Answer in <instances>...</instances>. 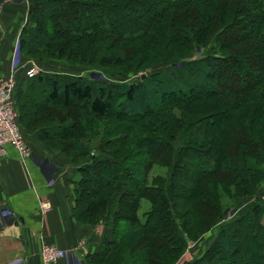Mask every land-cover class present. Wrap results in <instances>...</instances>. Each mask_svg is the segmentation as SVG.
I'll list each match as a JSON object with an SVG mask.
<instances>
[{
	"label": "trees",
	"instance_id": "trees-1",
	"mask_svg": "<svg viewBox=\"0 0 264 264\" xmlns=\"http://www.w3.org/2000/svg\"><path fill=\"white\" fill-rule=\"evenodd\" d=\"M40 1L39 7L36 0H28L33 25L27 18L20 34L21 47L27 54L52 47L44 31L45 26H51L52 32L63 35L64 40L54 49L81 63L94 61L98 42L110 56L105 59L109 66H116V60L133 62L140 53L143 55L132 66L134 69L152 63L155 56L165 62L164 70L117 87L99 82L96 88L84 77H71L65 82L50 76L32 78L45 88L41 100L30 103L33 110L59 104L72 118L67 126L64 121L57 126L48 123L47 129L37 127L34 132L37 136L44 134L40 136L47 141L44 143L68 155L78 167L81 178L76 182L74 211L78 221L92 225L102 222L111 231L112 240L102 246L99 264H176L189 247L182 236H191L184 230L188 226L184 220L187 211L180 212L179 201H175L180 199L193 204L197 235L209 231L216 220L221 225L210 249L189 264H206L213 254L222 259L224 252L235 254L239 248L244 257L249 255V260L264 264V225L260 220L264 201L257 200L250 213L229 222L223 219L228 209L214 206L206 189V185L231 186L235 197L253 196L258 193V182L264 181V0ZM4 2L0 0V5ZM54 4L81 5V22L66 27L60 24L62 29L55 32L50 10ZM103 6L113 10L115 19L101 16ZM141 6L143 24L139 26L131 28L133 21L118 14V10L127 8L136 12ZM95 17L99 24L91 23ZM119 26L123 29L118 30ZM148 28L149 40L137 45L134 52L138 55L131 52L129 44ZM230 32H235L234 36ZM159 39L158 46L153 41ZM174 44L180 51L199 48L202 56L172 61L169 46ZM254 45L263 49L261 53L248 56L244 70L231 69L236 81L242 74L246 77L240 88L228 84L225 78H211L217 68L227 71L232 65L229 62L242 65V57L254 54ZM243 53L245 56H241ZM115 93L119 101L110 103ZM175 108L180 111L179 117L172 113ZM29 114L22 117H28L26 122L31 125L38 117ZM112 117L118 124L104 131L102 149L95 152L81 140L85 133L82 125L93 127L94 120ZM92 135L99 133L94 131ZM176 140L179 144L174 147ZM187 161H192L195 178L185 184L183 192H176V178ZM157 163L167 169L166 178L157 176L153 185H160L147 186L144 172ZM104 168L108 173L97 182L95 172ZM95 183L97 188L92 192ZM91 192L95 199L87 202L86 195ZM163 195L170 196L171 202H166ZM143 199L153 208L139 217L138 202ZM247 243L258 252L263 249L262 255H252ZM226 264L238 263L231 260Z\"/></svg>",
	"mask_w": 264,
	"mask_h": 264
},
{
	"label": "rangeland",
	"instance_id": "rangeland-1",
	"mask_svg": "<svg viewBox=\"0 0 264 264\" xmlns=\"http://www.w3.org/2000/svg\"><path fill=\"white\" fill-rule=\"evenodd\" d=\"M4 4V3H3ZM41 1L36 0V5L40 7ZM66 5L64 4H54L50 6V10L52 12L51 20L54 26L55 32H59L60 29H62L59 25L66 27L70 26L72 23H80L82 19V14H79L82 12L81 5L78 6L76 4L68 6L66 9ZM140 10L138 11H132L128 10L129 8L125 10H118L119 15H123L120 17H123L122 19L124 20H131L133 21V24H129V26L132 28V25L139 26L140 24H143V20L141 17L142 9L144 6H141ZM155 8V7H154ZM66 9V10H65ZM99 9V8H98ZM103 10L105 11L104 13H101L102 17H106L108 20L109 19H115V15L113 10L108 9L106 6H103ZM66 12V13H65ZM27 16H25V22L27 21V18H29V13L28 9L26 11ZM153 14V12H152ZM36 15H39L38 13ZM31 23L29 25H33L32 19ZM92 24H99L100 20L95 17L94 19L91 20ZM40 26V24H39ZM45 26V25H44ZM41 28V26H40ZM123 27L119 26L118 30H122ZM148 32H145L144 35L138 36L139 39L137 41H134L133 43L129 44L131 46V52L135 54H139L134 50L136 49L137 45L139 44H144V41H148L150 38V32L151 29ZM45 33L49 36L52 47H50L46 51H39L37 54H27L25 52V47L19 48V51L22 56L21 59H18L17 61H14L16 65H14L13 71L11 73L14 76L15 80V87L13 89L11 99H13L14 105H15V111L18 113L19 117V127L21 128V134L23 141L26 142V144L29 147L28 142L30 143L32 140H36L39 142H43L41 137H43L44 134H41L40 136H37V133L34 132V128L36 129L37 127H43L42 129H47L45 127L46 124L52 123L53 126L59 125L60 122L65 123V126L69 125L72 122V118L70 115H67L69 113L68 110H65L61 108V105L56 104L54 107H42L40 106L39 108H36L33 110V107L31 106L32 104L30 103H37L41 100V96L45 90L43 84H38L37 83V78L35 79H26L25 75H27V72L29 71L30 68L38 70V74L35 76H50V77H55L56 79L63 80V82L68 81L69 78L71 77H84L87 81L91 82L94 84V87H99L100 85L98 84L101 82L102 86H113L117 87L120 85H123L128 82H136L138 81L142 76L145 77L146 75H151L154 74L157 71L164 70L165 68V62L164 60L160 59L159 56H155V59L153 60L152 63H148L143 65L142 67L133 68L132 66L135 65V62L139 60V58L143 54H139L140 56L136 57V59L132 62H123L121 60H116V66H109L105 64V59L110 58L109 54L107 51L105 53L103 50L105 49L104 44L98 42V48L99 52H96L94 55V58L92 60H86L82 61V63L75 59L73 57H68L67 54L64 55L61 52H57V49H54L56 45L62 44L64 42L63 35L58 36L54 32H52L51 26L44 28ZM232 36H234L235 32H230ZM229 35V33H226ZM224 33V35H226ZM226 35V36H227ZM113 37H110V39ZM108 39V38H106ZM111 42V40H110ZM155 42L158 46L161 44V40L159 39L158 41H153ZM117 43V42H116ZM66 47L69 45L67 42ZM112 45V44H110ZM72 46V45H71ZM121 44H119V47ZM169 49L172 51V57L171 60H178L182 57L185 59H196L198 57H201L200 52L202 51L201 49L197 48L196 51L192 50H182L180 51L178 49L177 45H170ZM254 54L252 55H246V57H242L244 62H241L242 65L235 66V64L229 62L231 67L226 71H222V69H216L215 74H212L211 78L212 79H217L218 81H221V79L225 78L228 84L234 85L236 88H240L243 84L246 82V77L242 74L240 79L238 81L235 80L233 73H231V69L237 68L238 72L243 69L244 67L247 66V63L245 61L254 56L257 57L259 53H261V50H263L260 47H257L254 45ZM178 49V51H175ZM60 53V54H59ZM246 53L241 54V56H245ZM67 55V56H65ZM101 56H104L106 58L101 59ZM250 56V57H248ZM241 58V59H242ZM21 61V64H20ZM123 65H122V64ZM256 65H260L259 61L255 60ZM243 70L241 72H243ZM223 72V73H222ZM10 76V75H8ZM40 78V77H39ZM117 93H115V96L112 97L110 103H115L117 100ZM28 101V102H27ZM72 108L76 109L77 107L74 105ZM80 108V107H79ZM71 112V111H70ZM26 113H30V116L36 115L38 118L35 121H32V124L29 125L28 122H26V119L28 117L23 118L22 116H25ZM177 117L180 116V111L175 108L173 112ZM72 115V114H71ZM29 116V117H30ZM113 123L118 124L116 119H110V120H100L98 119L97 121L94 120L92 125L93 127H90L88 124L82 125L84 128V136H82L81 140L85 141L88 146H91L92 150H95V152H99L102 148L101 143L103 142V138L106 137L105 132L108 127H112ZM31 129V130H30ZM94 131H97L99 133L98 136L92 137V133ZM47 142V141H45ZM179 144V140H176L173 145L174 147H177ZM64 147V146H63ZM105 149V148H104ZM79 163V162H78ZM187 165H185V168L182 172H180L177 176V181L175 184V191L176 192H183L185 189V184L187 182H190L194 180L195 176L192 175V161H187L185 162ZM206 166V165H205ZM109 169H99L95 172L96 176V181L99 182L100 179H103L105 175L108 173ZM167 175V169L163 166H160L158 163L153 164L152 167L150 168L149 171L144 172V179L147 183V186H157L160 185L157 183V185H153L154 179H157V176H160L162 178H166ZM123 182L127 183V179H123ZM97 183L95 185H92V192L97 188ZM219 187V188H218ZM207 193L209 195V199L212 200L211 203L216 205L217 207L221 208L222 210L228 209V214L226 215L225 218H223L225 221H233L239 218L244 217V215L250 213V211L257 206V200L260 199V201H264V181L261 180L258 182V187H257V194L253 196H244V197H235L233 192V187L231 186H213V185H206ZM218 189V191H217ZM174 191V192H175ZM90 193L86 195V201L90 202L95 199V196L93 193ZM158 193V192H157ZM165 193H167V189H165ZM159 194V193H158ZM160 195V194H159ZM166 202H171L170 196H165L163 195ZM173 201V200H172ZM179 201L178 202V209L180 212L184 213L186 210L187 212H190L192 215L188 216L186 212V217L184 220L187 221V227H185V231H189L191 233V236H184L187 247L188 249L185 252V255L182 256L179 261H177L176 264H189L192 261H194V258H201L205 252H207L208 249L213 244V241L216 238V234L220 230V222L219 220H216V223L212 226V228L209 231L202 232L201 235L196 234V229L198 228V222L196 221V214H195V209L193 208V204L188 203V201L180 199V200H175ZM257 201V202H256ZM174 203V202H173ZM139 204V209H138V215L139 217H142L144 213L146 214L149 212L152 207V205L149 203V201L143 199L138 202ZM153 208V207H152ZM261 223L264 225V214L260 218ZM178 222H181L178 219ZM199 229V228H198ZM180 230H182L180 228ZM247 233V229H245L244 234ZM199 234V233H198ZM247 245H250V249L252 250V255L257 256L258 253L262 255L263 249H259L260 252L254 247H252L251 244L247 243ZM237 253L232 254L230 251H228L227 255L225 252L222 255V259H220V256L218 254H213L211 255V259L207 260L206 264H226L228 262H231V260L235 263L238 264H258L256 261L249 260V255H246L244 257L243 255V250L241 248L238 249ZM231 253V254H230ZM264 254V253H263ZM184 257V260H183ZM240 257V260H237V258ZM171 263H174L171 261ZM95 264H99L95 263Z\"/></svg>",
	"mask_w": 264,
	"mask_h": 264
},
{
	"label": "crops",
	"instance_id": "crops-1",
	"mask_svg": "<svg viewBox=\"0 0 264 264\" xmlns=\"http://www.w3.org/2000/svg\"><path fill=\"white\" fill-rule=\"evenodd\" d=\"M28 0L0 5V72L12 71L21 59L20 34ZM21 64V61H20ZM23 160L9 148L0 159V264H42L40 248L62 250L52 264H95L111 231L102 222L81 223L75 211L76 182L81 178L71 158L44 142L32 140ZM48 204L47 211L41 205ZM184 260V257H183Z\"/></svg>",
	"mask_w": 264,
	"mask_h": 264
},
{
	"label": "built area",
	"instance_id": "built-area-1",
	"mask_svg": "<svg viewBox=\"0 0 264 264\" xmlns=\"http://www.w3.org/2000/svg\"><path fill=\"white\" fill-rule=\"evenodd\" d=\"M37 74L38 70L30 68L25 77L30 79ZM14 84L15 80L11 72L5 75L0 72V159L6 158L8 149L11 148L21 159L25 160L31 157V150L23 141L18 124V113L11 99ZM48 207V204L43 203L41 210L46 212ZM39 256H41L42 264H52L63 258L64 253L54 246L44 244L40 248Z\"/></svg>",
	"mask_w": 264,
	"mask_h": 264
}]
</instances>
